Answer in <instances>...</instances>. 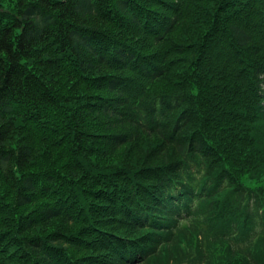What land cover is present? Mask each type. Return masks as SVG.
<instances>
[{"label": "trees", "instance_id": "16d2710c", "mask_svg": "<svg viewBox=\"0 0 264 264\" xmlns=\"http://www.w3.org/2000/svg\"><path fill=\"white\" fill-rule=\"evenodd\" d=\"M0 264H264V0H0Z\"/></svg>", "mask_w": 264, "mask_h": 264}]
</instances>
